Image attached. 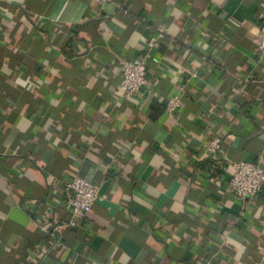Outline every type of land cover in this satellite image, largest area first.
Masks as SVG:
<instances>
[{
    "label": "crops",
    "instance_id": "0c3cea01",
    "mask_svg": "<svg viewBox=\"0 0 264 264\" xmlns=\"http://www.w3.org/2000/svg\"><path fill=\"white\" fill-rule=\"evenodd\" d=\"M263 12L264 0H0V264H264V188L243 200L228 184L240 160L264 168ZM140 54L154 87L128 99L122 61ZM74 175L100 197L71 224Z\"/></svg>",
    "mask_w": 264,
    "mask_h": 264
},
{
    "label": "built area",
    "instance_id": "2783aa9c",
    "mask_svg": "<svg viewBox=\"0 0 264 264\" xmlns=\"http://www.w3.org/2000/svg\"><path fill=\"white\" fill-rule=\"evenodd\" d=\"M105 2L107 0H98ZM166 35L164 27H157L153 35L149 38L148 44L155 46L159 41H163ZM258 50L264 53V12L261 14L260 41ZM124 68L123 78L120 87L126 98L146 92L152 94L154 80L148 75V55L140 54L132 59L122 61ZM196 74H193V76ZM185 94L184 85L179 86L178 92L169 98L166 111L174 114L182 106ZM222 148V140L219 136H214L205 146L207 156L211 160H217ZM230 190L239 198L247 200L258 198L264 188V168L258 161L240 160L235 164L234 171L228 180ZM100 185L81 175H74L64 186L67 194V205L70 209L71 224H76L78 220L85 219L100 197Z\"/></svg>",
    "mask_w": 264,
    "mask_h": 264
}]
</instances>
